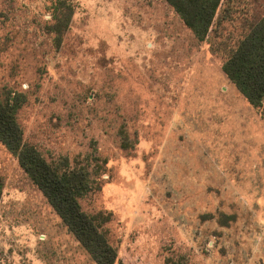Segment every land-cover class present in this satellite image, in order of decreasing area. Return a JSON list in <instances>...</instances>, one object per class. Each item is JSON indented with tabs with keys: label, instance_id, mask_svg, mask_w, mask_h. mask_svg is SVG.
<instances>
[{
	"label": "rangeland",
	"instance_id": "374dc122",
	"mask_svg": "<svg viewBox=\"0 0 264 264\" xmlns=\"http://www.w3.org/2000/svg\"><path fill=\"white\" fill-rule=\"evenodd\" d=\"M59 1L0 0V96L23 99L24 141L100 171L80 203L110 215L125 264H264V118L222 45L264 0H225L205 41L166 0H65L58 46ZM0 180V264H98L1 142Z\"/></svg>",
	"mask_w": 264,
	"mask_h": 264
},
{
	"label": "trees",
	"instance_id": "16d2710c",
	"mask_svg": "<svg viewBox=\"0 0 264 264\" xmlns=\"http://www.w3.org/2000/svg\"><path fill=\"white\" fill-rule=\"evenodd\" d=\"M224 1L166 0L200 41L208 39L214 27L225 18L226 9L218 16ZM73 15L71 3L58 2L51 28L58 46L70 28ZM222 45L227 50L223 71L248 102L260 109L264 118V17L252 25L235 47ZM220 46L218 44V48ZM22 102L21 96L11 91L0 96V142L18 158L32 182L98 264H125L118 259L107 232L102 228L110 215L103 212L88 214L80 203L81 198L99 188L95 175L100 171H92L87 166L70 167L66 158L50 163L34 145L26 143L18 121ZM121 136L124 139L122 147L128 149L130 142L124 129ZM2 189L0 180V197Z\"/></svg>",
	"mask_w": 264,
	"mask_h": 264
}]
</instances>
